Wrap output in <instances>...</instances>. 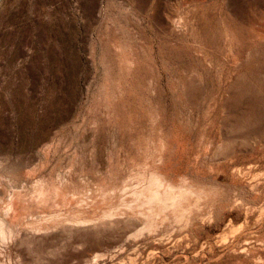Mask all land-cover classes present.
I'll list each match as a JSON object with an SVG mask.
<instances>
[{
    "label": "rangeland",
    "instance_id": "obj_1",
    "mask_svg": "<svg viewBox=\"0 0 264 264\" xmlns=\"http://www.w3.org/2000/svg\"><path fill=\"white\" fill-rule=\"evenodd\" d=\"M4 216L0 264H264V0H0Z\"/></svg>",
    "mask_w": 264,
    "mask_h": 264
},
{
    "label": "bare ground",
    "instance_id": "obj_2",
    "mask_svg": "<svg viewBox=\"0 0 264 264\" xmlns=\"http://www.w3.org/2000/svg\"><path fill=\"white\" fill-rule=\"evenodd\" d=\"M192 189L186 188V187L178 188V187L166 185L163 183L162 179L158 177H152V179L149 181V183H147L146 186L139 188L138 190L134 188L131 189L130 194L133 198L132 201H134L136 204L134 203V205H132L130 203L129 204L126 203L124 204L125 206L124 208L128 211L135 210L136 208H139L138 206H140V208H145V207L148 208L149 214L140 212V216H142L143 218L142 229H145V232H146V229L152 230L151 228L153 226L158 225V220L159 222H162V221L164 222V220L170 219L171 214L175 215L176 221H182V223L183 222L189 223L190 221L189 216L192 213L190 214L191 205L188 204V202L192 199H195L196 202H199V200L201 199L200 194H198ZM12 209H13L12 197L10 195L7 198L6 203L4 204V215L7 216L11 212ZM121 212L122 211H120L119 208H114L112 211H108L107 213H105L103 218H105V220H111V218L114 217L115 214H118ZM5 216L4 218L0 217V240L2 242L4 240H7L9 236L11 237V233H12V229L8 226ZM86 221L87 220L72 221V222L73 223L75 222L77 223L76 225H78V223L85 224ZM156 228L155 229L153 228V229L156 230ZM139 229L141 230V228ZM135 235H138V233Z\"/></svg>",
    "mask_w": 264,
    "mask_h": 264
}]
</instances>
